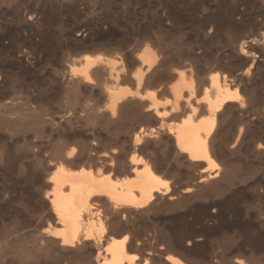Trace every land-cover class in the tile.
<instances>
[{"label": "bare ground", "instance_id": "1", "mask_svg": "<svg viewBox=\"0 0 264 264\" xmlns=\"http://www.w3.org/2000/svg\"><path fill=\"white\" fill-rule=\"evenodd\" d=\"M25 1L33 0L12 9L0 0V209L15 202L17 221L19 210L42 213L43 263L264 264V206L251 222L238 219L250 196L264 200V177L247 182L250 172L238 171L243 157L264 156V40L240 35L243 6L231 0L235 7L205 14L201 4L187 36L186 12L174 9L184 0H160L134 46L128 35L77 29L68 39L82 52L68 57L62 32L43 30L62 11L76 13L77 0H55L56 9ZM229 35L236 44L221 50ZM36 111L63 138L49 158L25 135ZM219 235L227 239L218 251L206 241ZM12 245L0 247V260Z\"/></svg>", "mask_w": 264, "mask_h": 264}, {"label": "rangeland", "instance_id": "2", "mask_svg": "<svg viewBox=\"0 0 264 264\" xmlns=\"http://www.w3.org/2000/svg\"><path fill=\"white\" fill-rule=\"evenodd\" d=\"M20 1L21 0H17V1L13 0V4L10 5V6L13 5L12 9L15 6V4H19ZM35 1L36 0H33V1H30L29 3H28V1H25V4H27V3H28V5L31 4V3L33 4ZM56 1H58V0H56ZM56 1L54 0V1H52L53 2L52 3V2H50V0H46L47 3L50 2L49 5L46 3V8L50 9L52 7V9H56L55 7H57L58 6L57 4H59ZM104 1H106V2L110 1V2H108V4H107ZM159 1L160 0H126V1L125 0H77L76 8H77L78 11L82 10L81 12L78 13V11L76 10V13L71 14L72 15L71 16L69 14V12L66 13L67 12L66 10H65L66 12L62 11V15H60V18H59V23L57 25L53 24L47 30L44 29L43 33H44V35H47V36H50V35L59 36L61 34V32H62V36L65 37V38L62 41V44L64 46L62 45V47H61L62 49L61 48L60 49L63 51V53L67 54L68 57L76 56L79 52H82L80 49H78L79 47H77V46L72 44L71 40L68 39V36L74 35L76 33L75 31H78L80 29L82 30L84 28H87V30H90L91 32H94V30L97 29V30H95V32H98L99 30H106V31L108 30L109 32H116L119 35L123 34L126 37L128 35V38H126V39H129V37L132 38V39L130 38V40H127V41H130V43L128 42L129 46H130V44H131V46H132V44L134 46V44L136 43V40L134 41V39H137L139 37V35L142 34V32H143L142 30L144 29L143 27H146V25L153 18V16H155V15L158 16L159 15L157 13V12H159V11H157V9L159 8V7H157V5L159 6V4H157V3H159ZM178 1L180 2L181 0H178ZM178 1H176V2H178ZM217 1L218 0H199V1L198 0H187V1L184 0V4L180 3L181 7H179L182 10L179 9L175 5L176 6L174 8L175 11L177 10L179 12V10H180L181 13H185V12L187 13V14L185 13V15H184V16L187 17V18L184 17V19H187V20L183 21V24H181L183 30H185L184 32H186V31L188 32V34H186L187 33L186 32L185 35L193 36V34L195 32L194 31L193 22L195 21V19L197 20V18L201 17L204 14V12L202 10L203 8H204V11L207 10L205 12V14H206L208 11H209L208 13H210V12H214V13L218 12V13H220V11H222V10H228V9H231V8H233L235 6L238 9H239V7H240V9H242V6H243V9L241 11L244 12V14H243L242 17H243V19L245 17H247L248 19L247 18L244 19V20L247 21V23H246V21H243L245 23L243 24L244 27L242 26L243 28H241V30L239 32L240 35H242L244 33L245 34H249V36L252 38V40L254 39V41H256V40L263 41L264 40V0H241V1L240 0H236L237 2H239L238 6H237L238 3H236L234 0H232V1L235 2V4H236L235 6L233 5L234 2L232 3L231 0H227V1L224 0L225 2L224 1H220V0L218 2ZM63 2H64V4H66V3L67 4L64 5ZM205 2H207V3H205ZM230 2H231V4H230ZM68 3H69L68 0L62 1V4H63L64 7L67 6ZM103 3H106L108 5L107 7L109 9L104 7L103 5H105V4H103ZM185 3H186V5H185ZM201 4L202 5L204 4L203 8H201L202 7ZM207 4L208 5L210 4V5L207 6ZM52 5H54L55 7L52 6ZM199 5H201V6H199ZM230 5H231V7H229ZM10 6H9V8L11 9ZM49 6H51V7H49ZM206 6H207V9H206ZM182 7H185V8H182ZM212 9H214V10H212ZM243 10H245V11H243ZM155 12L157 14H154ZM195 12H196V14H195ZM199 12H201L200 15H199ZM152 14H154V15H152ZM60 19L61 20L63 19V20L60 21ZM148 19H149V21H148ZM89 26H91V27H89ZM95 26H97V27L95 28ZM187 26H188V28H187ZM7 27H10V30L14 29V28L12 29V27H14V26L7 25ZM134 27H135V29L133 31ZM137 27L139 28V31H138ZM175 28H177V27H173L174 30L172 29V32H174L175 36L181 35L180 36V39H181L183 34L182 33H178L177 34V30ZM61 29L63 31H61ZM59 30H60V32H59ZM135 30H137V32ZM45 32H48V34L45 33ZM130 32H133L132 36H134V35L135 36L132 37ZM13 35H15V34H11L10 37H8L11 40H13V43H11L12 41L9 40L8 38L5 39V40H9L8 44H10V45H8V48H11V49H13L12 47H15V45H13V44H14V42L17 41V39L16 40L14 39L16 37L15 36L13 37ZM136 35H137V37H136ZM229 36H231V35H229ZM174 38L177 39L179 37H177V38L174 37ZM224 39H225V37H224ZM236 39L238 40L239 38H236ZM234 40H233L232 36H231L230 39H225L222 42L223 44H221V46H220L221 50H223V49L226 50L229 46H231V44L235 45L236 43L233 44ZM19 41L21 42V40H19ZM133 41H134V43H133ZM22 42L25 43V44H21L20 43V45L21 46L24 45L23 46L24 49L26 47L28 48L29 45L27 44V41L26 42L22 41ZM64 42H65V44H64ZM11 45H13V46L11 47ZM222 47H224V48H222ZM42 64H43L42 67L48 68V63L47 62H42ZM239 67H240L241 70H243V68H244L243 65H239ZM45 68H42V69H45ZM241 70H239V71H241ZM34 76L37 77L40 80V78L42 77V74H40L38 72H35ZM259 86H257V87L262 88L261 86H264V85L260 84ZM6 99H9V96H7ZM39 104H40V102H33L32 106L36 107ZM54 106L56 107V104L54 105V103H53L54 112L52 113V115L56 117L57 116L56 112L58 110L54 109L55 108ZM71 112L73 113L72 110H71ZM69 113H70V111L66 112V115H69ZM72 113L70 115H72ZM47 116H49L47 114V111H40V112L36 111L34 116L31 117V119H32V121H33V123L35 125L30 127L25 133V135L28 136V140L30 142H31V140L37 141V146H35L34 148H35V150H38V153L40 152V155L42 153V155H43L42 157H45V158H49V157H51L53 155L54 147H55L54 143L60 141L59 139L62 138L61 135L56 134V131H54V129H52L50 127V123L47 120ZM59 136H61V137H59ZM39 141L40 142L42 141V142L40 143ZM18 142L21 143V140L19 139ZM41 149H42V152L40 151ZM246 157H247V160H244V159H246ZM243 158H244L243 160L239 161L240 164L237 161L236 167L239 164L238 171L240 173L250 172L248 174V177H247L248 178L247 182H251V181L253 182V181H256V180L260 179V177H264V156L261 159L260 158L259 159H255V158L254 159L253 158L250 159L251 156H245ZM250 165H252V166H250ZM251 168H253V169L251 170ZM245 193L248 194V191H245ZM249 194H250V192H249ZM249 201H250L249 202L250 205L253 204V205H251V207L253 209H251V207L247 208L246 206L242 205L241 208H240V217L238 218L239 221L244 219L245 220V221L243 220L244 222H251L252 219L254 220L256 218V216H257L256 215L257 211L256 212L252 211V210L256 209V208H254L255 205H258L259 203H261L264 206V200H259L254 195L249 197ZM8 203H10V204H8ZM8 203H6V204H8L9 207H7L6 204H2L5 207H3V209H0V220H1L0 221V228H1L0 229V231H1L0 233L2 234V235L0 234V247H3L5 245L6 246L8 245V247H10L9 246L10 244L11 245L12 244H14V245L17 244V245L16 246L12 245L11 248H9V249H12L11 251L9 250L12 253L9 252V255H7V257L4 260L1 259L0 260V264H44L45 261H46V259H45L46 257L43 255L42 251L39 248V244H38V241L36 239L37 234H36V231H35L43 223V220H42L43 216H41L42 213H39L40 215L37 214V216L36 215H31V213H30L29 216L30 217L33 216V217L30 218L28 216L30 211L27 208L23 209V208L19 207L20 209H23L24 211L23 210H19V217H18V221H17V220H15L16 219L15 217L11 216L12 215L11 212L13 210V207L15 208V204L16 203L15 202L12 203V201L11 202L9 201ZM16 206H17V204H16ZM245 208H247V209H245ZM25 210H26V212H25ZM247 210L249 212H246V214H243V213H245L243 211H247ZM22 212H24L25 214H22ZM247 213H248V216H246ZM244 215H245V218H244ZM40 216L42 217V219H41ZM22 221H24V222H22ZM243 221H241V222H243ZM12 222H17V223L13 224ZM207 224H208L207 225L208 229L209 228L211 229L210 231L216 232L221 227L222 220L219 219L216 222L209 221V222H207ZM5 228H6V233H4V229ZM35 234H36V236H35ZM2 236H3V238H2ZM221 236L222 235H219L218 238H217L218 239L217 241H219V242H217L215 240H212L213 241L212 243H209L208 241H206V244L207 245H212L215 250L219 251L220 249L223 248L221 244H223L224 241L227 239V238H223ZM14 238H16V239H14ZM20 238H22V239H20ZM8 240L9 241H13L14 240L15 242L17 240V241H19L18 242L19 245H18L17 242L15 244V243H13L14 241L13 242H9ZM3 241H5V242H3ZM17 246H18V248H17ZM218 247H220V248H218ZM20 249L22 250L21 252H20ZM14 250H15V252L18 251V254L20 253V255H21V253H23L22 254L23 258L19 259L20 258V257H18L19 255L17 253H13ZM17 257H18V259H17ZM178 257H180L182 259L183 255L179 254ZM12 258H14V259H12Z\"/></svg>", "mask_w": 264, "mask_h": 264}]
</instances>
